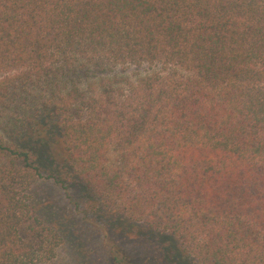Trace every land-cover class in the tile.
<instances>
[{
  "label": "trees",
  "instance_id": "16d2710c",
  "mask_svg": "<svg viewBox=\"0 0 264 264\" xmlns=\"http://www.w3.org/2000/svg\"><path fill=\"white\" fill-rule=\"evenodd\" d=\"M44 181L169 264H264V0H0V264H98Z\"/></svg>",
  "mask_w": 264,
  "mask_h": 264
},
{
  "label": "rangeland",
  "instance_id": "374dc122",
  "mask_svg": "<svg viewBox=\"0 0 264 264\" xmlns=\"http://www.w3.org/2000/svg\"><path fill=\"white\" fill-rule=\"evenodd\" d=\"M41 184L43 200L50 199L55 209L60 211V216L64 217L69 225H73L72 228H75L76 232L81 233L87 249L92 251L93 260L98 264L108 263L110 248L108 240L120 247L125 255L132 259V264H169L161 255L158 243L144 242L134 237H123L117 233L110 234L109 238L105 239L100 229L94 227L91 221L84 218L69 204L58 186L50 181H44ZM59 253L62 257H67L66 250L62 246L59 247Z\"/></svg>",
  "mask_w": 264,
  "mask_h": 264
}]
</instances>
